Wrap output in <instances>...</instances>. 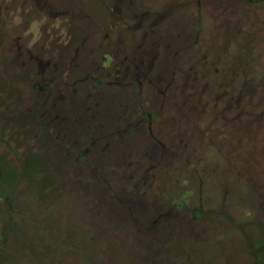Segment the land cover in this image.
<instances>
[{
    "label": "rangeland",
    "instance_id": "rangeland-1",
    "mask_svg": "<svg viewBox=\"0 0 264 264\" xmlns=\"http://www.w3.org/2000/svg\"><path fill=\"white\" fill-rule=\"evenodd\" d=\"M264 3L0 0V264H264Z\"/></svg>",
    "mask_w": 264,
    "mask_h": 264
},
{
    "label": "trees",
    "instance_id": "trees-1",
    "mask_svg": "<svg viewBox=\"0 0 264 264\" xmlns=\"http://www.w3.org/2000/svg\"><path fill=\"white\" fill-rule=\"evenodd\" d=\"M244 1L249 2V3H264V0H244ZM263 243H264V237L262 240L258 241L256 246H258V244L261 245ZM261 257H264V252H263V254H261Z\"/></svg>",
    "mask_w": 264,
    "mask_h": 264
}]
</instances>
